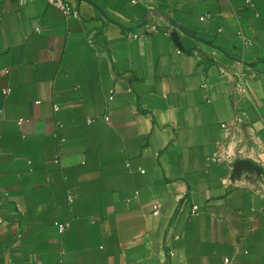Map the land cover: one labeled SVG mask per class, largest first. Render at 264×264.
Segmentation results:
<instances>
[{
	"label": "crops",
	"instance_id": "obj_1",
	"mask_svg": "<svg viewBox=\"0 0 264 264\" xmlns=\"http://www.w3.org/2000/svg\"><path fill=\"white\" fill-rule=\"evenodd\" d=\"M63 1L0 0V264H264V0Z\"/></svg>",
	"mask_w": 264,
	"mask_h": 264
},
{
	"label": "built area",
	"instance_id": "obj_2",
	"mask_svg": "<svg viewBox=\"0 0 264 264\" xmlns=\"http://www.w3.org/2000/svg\"><path fill=\"white\" fill-rule=\"evenodd\" d=\"M19 1L23 3L27 1H33V0H19ZM46 1L50 3L51 5L57 7L58 9L62 10L67 15H73V16L77 15V11L63 0H46ZM142 25H143V30L137 33L133 32L132 36L136 37V36H140L143 34H147L148 32L154 31L160 27V25L153 23V22L152 23L144 22ZM152 208H153V214H157L159 211V203H154ZM192 210L196 211V206H193ZM53 224L56 227L58 233L60 234H63L68 228V223L64 221H54Z\"/></svg>",
	"mask_w": 264,
	"mask_h": 264
},
{
	"label": "water",
	"instance_id": "obj_3",
	"mask_svg": "<svg viewBox=\"0 0 264 264\" xmlns=\"http://www.w3.org/2000/svg\"><path fill=\"white\" fill-rule=\"evenodd\" d=\"M169 22L171 24H173L174 26H176L178 29H180L181 31L185 32V33H188V29H186L184 26L176 23L173 19H169Z\"/></svg>",
	"mask_w": 264,
	"mask_h": 264
}]
</instances>
